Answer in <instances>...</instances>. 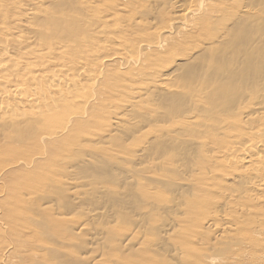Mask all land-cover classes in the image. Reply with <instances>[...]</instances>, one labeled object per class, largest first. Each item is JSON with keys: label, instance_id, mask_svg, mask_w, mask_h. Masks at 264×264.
Instances as JSON below:
<instances>
[{"label": "bare ground", "instance_id": "1", "mask_svg": "<svg viewBox=\"0 0 264 264\" xmlns=\"http://www.w3.org/2000/svg\"><path fill=\"white\" fill-rule=\"evenodd\" d=\"M163 3L0 0V264H264V0Z\"/></svg>", "mask_w": 264, "mask_h": 264}, {"label": "rangeland", "instance_id": "2", "mask_svg": "<svg viewBox=\"0 0 264 264\" xmlns=\"http://www.w3.org/2000/svg\"><path fill=\"white\" fill-rule=\"evenodd\" d=\"M155 1H156V4H162L163 1H165V0H158V1L155 0ZM160 1H161V2H160ZM157 2H159V3H157ZM163 4H164V3H163ZM97 144H98V145H102V143H100V144L97 143ZM186 214H187V213H186ZM186 214H185V216H186ZM188 214H189V213H188ZM188 214H187L186 219H189V220H190V217L188 216ZM181 216H183V215H181ZM181 216H180V217H181ZM185 216L181 217V219H182V218L184 219ZM190 216H191V214H190ZM188 217H189V218H188ZM182 221H183V220H182ZM188 222H190V221H187V220H186V222H183L182 224L184 225L185 223H187V224H185V225H186L185 227H188V226H187V225H188ZM178 223L180 224V222H178ZM205 226H206V225H205ZM218 228H219V229H218ZM218 228H215V229H216V230H219V231H213V230H210V229H213V227H210V229L208 230V233H209V231H210V232L213 231V233L216 232V234L219 235L218 232H220V226H218ZM207 229H208V227H207L206 229H204V231H207ZM213 233H211V234H213ZM229 233H230V232H229ZM229 233H228V236H227V237H228V240H227L228 242H227V241H223V242L221 241L220 243H218L219 245L217 244L219 247L215 244V245L217 246L216 248H215V247L213 248V245H212V242H213V244L216 243L215 240H213V239L215 238V236H218V235H216V234H213L214 237H212V235L210 236V237L213 238V239H210V237H208L210 234H207V237H206V236H205V237H204V236L201 237V240H202V239L206 240V241H205L206 243H205V242H201V240L197 239V236H196V237L193 236V238H191V239L188 238L189 241H190V243L192 242L191 244L189 243V241H187V239H185L183 242H184L185 244H189V245H188V246H189V249L192 250V252H196L197 254H199V252H202L201 254L197 255V257H195V258L192 256V258H194V259H193L194 261L191 260L192 262H189L188 260H185V261L187 262V264H188V263H192V264L195 263V264H198V262H201L200 264H231V263H234V261H233L232 259H236L235 261H237V263H234V264H239V263H240V264H245V262L250 264V261H249V259H248V257H250V256H249V255H250L249 253H251V252L256 253V254H257L258 252H259V253H263L261 250H255L254 247H252V245L249 246V247H247V246L249 245V243H250V240H249L250 237L252 238V237L255 236L256 234H254V235H250V234H252V233H250V234L248 235V234H246V233L243 234L242 232H239L240 234H239L238 236H236V235L238 234V232H237V234H236V231H234V233L232 232L231 234H232V235H235V236H236V238H235V236H234V237H232V236L229 237V235H230ZM241 234H242L243 236H242ZM239 236H242L243 238H242V237H241V238H242V239L245 238V240H241V238H240ZM244 236H245V237H244ZM237 237H238V238H237ZM198 238H199V237H198ZM230 238H232V239L235 238V240L237 239V244H238L240 241H244V242H242V244L240 243L241 245L238 244V245H239V246H238L237 244H232L233 242L236 243V241H233L234 239L232 240L233 242L231 241V243H230V240H231ZM239 238H240V239H239ZM226 239H227V238H226ZM247 239H248V240H247ZM204 240H203V241H204ZM211 240H212V241H211ZM238 240H240V241L238 242ZM246 241H247V243H245ZM199 242H200V243H199ZM208 242H211V245H212L211 248L208 247V246H207L208 248L206 247V245H207ZM217 242H219V241H217ZM248 242H249V243H248ZM201 243H202V244H201ZM222 243H223V244H222ZM226 243L229 245L230 248H232L234 245H236V246H234V248L237 247V249H236V248H235V249L233 248L235 251H233L232 249H231V250L228 249L229 247L227 246ZM172 244H174V245L176 246V248H177L176 250H177V252H178V251L180 250L179 247L181 246L180 243H179V242H177V243L175 242V243H172ZM203 244H204V245H203ZM208 244L210 245V243H208ZM221 244H222V246H221ZM230 244H231V245H230ZM245 244H247V246H245ZM215 245H214V246H215ZM225 245L227 246V248H226ZM242 245H244V246H242ZM202 246H203V247H202ZM190 247H191L192 249H191ZM204 247H206V248H204ZM180 248H181V247H180ZM220 248H221V249H220ZM238 248H239V249H238ZM70 249H71V245H70ZM75 249H76V252H78V253L80 252V248L75 247ZM178 249H179V250H178ZM244 249H245V250H244ZM182 250H183V246H182ZM237 250L239 251V253L237 252ZM247 250H248V251H247ZM250 250H252V251H250ZM204 251H206V252H204ZM241 251H243L242 254H241L242 257H240V253H241ZM260 251H261V252H260ZM179 252H181V251H179ZM179 252H178V253H179ZM188 252H189V250H188V248H187V249L185 250V252H183L182 255H184V253H188ZM189 253L191 254V252H189ZM189 253L187 254L188 256H186V254H185V256L183 257V259H181V260L186 259V257H188V259H191V257H189V255H190ZM196 253H195V254H196ZM244 253H245V254H244ZM195 254H193V255H195ZM237 254H239V255H238L239 257L237 256ZM243 254L245 255V258H244V255H243ZM246 254H247V255H246ZM220 255H223V256H221L223 259L220 258ZM195 256H196V255H195ZM200 256H201L202 258H200ZM205 256H206V257H205ZM207 256H208V257H210V256L212 257V256H213V257H212V258H214L213 261H215V260H216V261L213 262V263H208L206 260H204V259L207 258ZM214 256H216V257H214ZM181 257H182V256H181ZM166 258H167V256H166ZM203 258H204V259H203ZM224 258H225L226 260H225ZM241 258H242V259H245V260L242 262ZM237 259H239V260H237ZM179 260H180V259H179ZM197 260H198V261H197ZM222 260H223V261H222ZM227 260H229V261L231 260V262H229V261H227ZM240 261H241V262H240ZM247 261H248V262H247ZM179 262L181 263V261H179ZM204 262H206V263H204ZM174 263H175V261H174L173 263H171V264H174ZM182 263H183V262H182ZM182 263H181V264H182ZM176 264H179V263H178V260L176 261ZM185 264H186V263H185Z\"/></svg>", "mask_w": 264, "mask_h": 264}]
</instances>
